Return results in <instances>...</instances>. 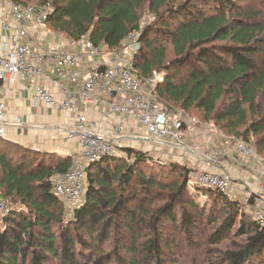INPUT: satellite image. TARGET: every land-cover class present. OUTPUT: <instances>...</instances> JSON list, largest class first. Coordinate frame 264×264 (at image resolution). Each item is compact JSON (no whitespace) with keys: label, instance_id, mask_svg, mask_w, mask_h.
<instances>
[{"label":"trees","instance_id":"trees-1","mask_svg":"<svg viewBox=\"0 0 264 264\" xmlns=\"http://www.w3.org/2000/svg\"><path fill=\"white\" fill-rule=\"evenodd\" d=\"M26 1L50 6L47 26L72 41L85 38L115 50L138 35L133 66L144 80L160 74L163 81L155 82L153 90L156 100L171 111L198 110L245 143L256 136L262 140L256 144L259 153L264 151V58L261 65L255 61L264 24L251 0H204L206 9L195 4L198 0L178 7L173 0ZM146 7L155 22L144 27ZM149 162L146 154L124 148L121 156L88 164L84 201L69 214L53 192L52 179L68 171L73 159L42 156L0 140V199L24 207L18 212L9 205V213L0 218V264H164L165 253L176 242L164 243L160 223H171L189 239L196 229L191 213L184 211L180 221L176 214L189 180L162 184ZM162 166L177 170L181 165L169 161ZM206 191L239 211L235 200ZM154 192L161 193L156 195L165 204L153 208ZM236 223V216H226L209 243L220 244ZM240 225L245 243L224 252V264H248L264 256V226L254 216ZM140 239L146 242L139 245ZM107 243L114 247L107 250ZM79 248L90 253L89 262L83 263Z\"/></svg>","mask_w":264,"mask_h":264},{"label":"built area","instance_id":"built-area-1","mask_svg":"<svg viewBox=\"0 0 264 264\" xmlns=\"http://www.w3.org/2000/svg\"><path fill=\"white\" fill-rule=\"evenodd\" d=\"M4 4L15 27L3 25L10 36L0 52V84L14 86L23 78L29 87L35 88V105L57 106L74 120L65 135L78 143L80 152L73 157L68 171L58 172L52 179L53 192L66 207L84 201L88 164L123 154L125 147L120 140L126 137L131 120L151 140L179 141L182 123L172 119L144 90L145 83L155 86V82L163 81L162 77L155 73L144 80L133 66L138 35H131L127 45L115 50H103L85 38L72 41L66 47L44 45V41L36 38L35 30L47 26L51 7L23 6L13 0H5ZM85 65L88 66L83 71ZM51 69L56 73L52 86L41 84ZM67 82L73 88L66 86ZM54 87L60 90L59 97L55 96ZM91 107L100 109V117L115 121L109 132L98 130L88 118L86 110ZM6 111L5 100H0V139H4L7 132ZM236 146L242 156L254 155L245 142L239 141ZM204 162L206 169L199 174V187L217 190L232 201L243 195L233 173L223 171L216 163L217 154L206 155ZM249 184L253 187L251 182ZM249 201L254 219L264 226V182L258 192L249 193ZM9 211V204L0 199V216Z\"/></svg>","mask_w":264,"mask_h":264},{"label":"rangeland","instance_id":"rangeland-1","mask_svg":"<svg viewBox=\"0 0 264 264\" xmlns=\"http://www.w3.org/2000/svg\"><path fill=\"white\" fill-rule=\"evenodd\" d=\"M4 1L5 0H0L3 4ZM18 1L28 6H36L34 2H27L26 0ZM186 1L188 0H173L171 4L172 6L178 7V5H183ZM204 2V0H198L195 4L200 8L206 9V4ZM249 4L259 16V21L264 24V0H251ZM154 22L155 19L153 14H151L146 7L142 14V25L146 27ZM152 38H156L155 35H152ZM163 39L164 36L159 37V40L162 41ZM128 43L129 40L126 41L124 45ZM123 46L121 48H123ZM259 48L260 52L255 55V61L257 64L261 65V61L264 58V40ZM168 49L169 51L171 50L170 45ZM171 54L173 53H170V55ZM158 76L161 77L160 74H158ZM144 90L164 111H168L172 119L182 123V129L179 141L167 140L166 142H157L149 139V136L145 133L140 134V137L147 140H143L142 143L138 144V146L133 149L147 155L150 160L149 164L154 165L157 169L154 170L153 175L160 180V183H177L178 185H184L185 180H189L187 191H185L183 195L180 194L178 197L181 203L176 208V214L180 221L185 212L191 213V218L194 220L196 228L193 231V236L189 239L187 236L183 235V233L176 230L174 225L162 221L159 225V229L164 243L176 242L170 252L165 253V258L162 261L164 264H224V260L222 259L224 252L238 250L240 246H243L245 243L246 236L239 235V230L242 227L240 222L253 217L254 213L250 201L247 202V197H249L251 191L258 192L260 184L264 182V151L259 153V146L256 145L257 142L262 143V140L258 139L256 136H251L250 139L246 141V144L251 146L254 155L247 157L242 156L237 151L236 146L239 141L243 140L242 138L234 136L233 134H228L225 130L221 129L220 126H217L215 122L206 120L204 114L198 110L192 111L191 113H184L178 109H175V111L168 110L165 105L156 100L153 94L154 85L150 82L148 84L145 83ZM262 103L263 107L261 110L264 112V100L260 102V104ZM215 154H217L216 163L221 165L223 171H230L233 173L235 184L243 194L235 200L239 205L238 210L241 212L234 210V208H228V205L226 204V206L225 203H222L217 195H209L210 192H207L205 188L199 187L198 185L199 174L206 169L204 162L206 155ZM127 160L130 162L129 157H127ZM169 161L176 162L181 166L177 170L170 168V166H162H166ZM183 167L185 169H182ZM249 182L253 184V187ZM140 192L144 196L145 192L142 190ZM156 194L161 195L160 192L153 193V195L156 196V203L153 204V208H157L161 206L163 202L164 204L166 202L162 201V197ZM162 195L164 198L167 197L166 194ZM148 199L150 200L151 197ZM190 201L196 203L195 208L191 207L189 204ZM9 205H11L13 210L18 212L24 209V207L16 203H10ZM79 205L80 204L66 207V211L70 214L71 211ZM230 215L237 217V223L232 232L229 233L220 244L216 246L210 244V236L220 228L219 226L224 222L225 217ZM0 218L2 217L0 216ZM147 233L150 234L149 231ZM145 242L146 240L140 239L139 245ZM128 243L130 242L128 241ZM113 247V244H105L107 250ZM79 251H83L85 256L84 260H82L83 263L89 262L90 253L84 251L82 248H79ZM79 260H81V258H79ZM47 264L59 263L50 261ZM248 264H264V256L254 257Z\"/></svg>","mask_w":264,"mask_h":264},{"label":"crops","instance_id":"crops-1","mask_svg":"<svg viewBox=\"0 0 264 264\" xmlns=\"http://www.w3.org/2000/svg\"><path fill=\"white\" fill-rule=\"evenodd\" d=\"M4 23L10 24L12 28L15 23L5 5L0 2V52L7 45L10 32L4 29ZM36 38L44 41V45H56L66 47L72 40L67 36L55 32L50 26L37 28ZM103 50H108L100 46ZM88 65L82 67L86 71ZM56 73L51 69L47 72V78L40 81L41 84L52 86V80ZM66 86L73 88L68 82ZM56 97L60 96V90L53 88ZM35 88H31L28 82L20 78L14 86L0 84V100H5L7 111L5 120L7 122V132L3 142L13 146L23 148L42 156H55L56 159H68L79 154V145L76 141L68 139L66 130L74 123L73 117L66 114L57 106L48 107L44 104L35 105L33 97ZM99 108L91 107L86 110V114L98 130L109 132L115 121L100 117ZM127 136L120 142L125 148L133 149L142 143L140 134L145 132L134 120L129 122ZM146 134V133H145Z\"/></svg>","mask_w":264,"mask_h":264}]
</instances>
